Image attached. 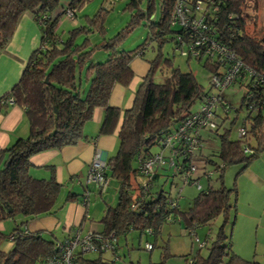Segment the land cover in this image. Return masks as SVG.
I'll use <instances>...</instances> for the list:
<instances>
[{
  "label": "trees",
  "instance_id": "obj_1",
  "mask_svg": "<svg viewBox=\"0 0 264 264\" xmlns=\"http://www.w3.org/2000/svg\"><path fill=\"white\" fill-rule=\"evenodd\" d=\"M82 1L70 0L65 9L77 8ZM243 1L215 0V5L218 6L217 20L212 24L217 39L231 47L233 53L255 72L254 75L242 72L236 79L244 86L237 109L244 106L247 110L240 125L245 129V134L230 139L229 127L218 132L231 107L226 102L223 91L219 92L227 107H217L211 114L209 124L201 127L196 135L198 145L193 154H181L177 158L181 170L195 157L200 159L201 173H194L195 176L191 178L203 177L207 184L197 189L198 193L187 209L180 210L177 202H174V206H169L168 200L177 198L171 192L162 191L161 186L154 190L155 178L159 175L157 170L163 169L164 165L156 168L148 178V186H141L135 180L138 165L156 152L151 150L152 147L162 149L161 141L164 137L175 131L180 121L193 112V103L196 100L200 102L209 92L204 91L197 83L191 71L171 68L162 82H156L152 67L148 68L133 93L132 104L122 113L117 130V151L106 158L105 174L117 181V198L115 206L105 208L100 220L102 229L97 232L107 235L114 233L116 237L136 230L139 235L150 233L156 236L163 223L178 221L190 235H195L197 227L210 225L215 218L222 215L223 220L216 234L205 237L204 244L199 246L188 264H260L253 259L240 257L230 249L231 244L225 242V226L229 221L230 211L233 210V216L236 211V193L235 188L225 187L221 176L223 170L226 165L235 162H243V168H246L250 161L264 152V40H256L245 33ZM57 3L58 0H0V49L11 37L21 13L29 11L34 18L43 14L46 16L43 25H39V46L30 53L18 80L0 97L12 96L13 103L22 106L28 120L27 135L16 138L10 145L0 149V221L13 219L15 214L22 217L19 223L14 221L13 228L7 235L11 247L3 249L0 246V264H34L37 261L46 264L48 257L57 255L55 243L61 238L53 234L46 238L41 230H28L25 223L40 214H52L55 211L54 204L62 184L54 176L33 177L29 173L30 157L44 150L60 149L76 143L82 137L83 123L91 117L95 106L104 108L98 132L112 133L120 113L118 107H111L109 103L112 86L116 83H129L134 75L130 61L134 55L142 54L141 51L146 45L144 42L136 49H119L117 44L121 34L105 38L97 45H91L86 35L81 44H76L75 39L79 34L91 30L86 25L74 27L69 32V38L64 41L55 31L59 16L64 10L54 16L51 14ZM154 4V0H148L145 19L148 38L160 46L167 41L170 34L169 39L173 41L176 34L181 32V27L170 25L169 22L174 0H159L160 15L157 20L150 19L153 12L149 9ZM229 12L235 14V21H228L226 15ZM93 17V21L99 22V12ZM101 26L99 22L95 29L101 31ZM128 30L126 28L123 32ZM95 47H101L106 52L107 56L101 62L89 61ZM165 60L170 65L169 59ZM204 64L209 66L212 74L217 72V61L204 59ZM82 69L85 70L84 76L88 85L84 95L79 96V70ZM251 103L252 107L249 106ZM214 117L221 118V122L215 124ZM231 122H234V118ZM202 130L206 131L205 138L201 134ZM215 138L218 140L217 146H212L211 140ZM205 146L209 149L208 153L203 152ZM244 147L249 152H243ZM180 171L172 170L170 178L181 175ZM215 171L218 173L216 186L210 182V176ZM88 191V184H83L81 194ZM76 194L67 192L65 201L76 199ZM86 204L87 200L83 205ZM5 236L0 230V244ZM202 247L207 248L206 255L200 254ZM152 248L153 244L150 249ZM83 253L79 250L74 253L73 264H104L100 256L89 260L82 256Z\"/></svg>",
  "mask_w": 264,
  "mask_h": 264
},
{
  "label": "rangeland",
  "instance_id": "obj_2",
  "mask_svg": "<svg viewBox=\"0 0 264 264\" xmlns=\"http://www.w3.org/2000/svg\"><path fill=\"white\" fill-rule=\"evenodd\" d=\"M69 1L58 0L51 14L54 16L63 11ZM158 2L159 0H154V6H150L149 10L153 12L150 19L157 20L159 18L160 10ZM74 10L75 15L73 18L66 17L65 12L59 16L55 31L60 39L67 40L70 36V30L72 31L74 27L79 25H86L91 30L89 32L83 31L82 34H79L75 39L76 44H81L86 35L91 45H97L103 39L111 38L117 34H121L120 42L117 44L119 49H136L145 42L146 45L143 51H141L142 54L134 55L130 61L135 74L141 72L147 73L148 68L152 67L154 81L162 82L169 75L171 68H179L181 71H191L195 76L194 79L203 87L204 91L216 93L215 88L210 85L212 72L209 66H205L204 59L196 60L195 58H188L186 55H183L179 49L175 48L173 41L169 39L171 34L168 35L167 41L162 42L160 46L156 44V41H151L148 38V25L145 19L148 13V0H135V2L133 0H83ZM98 12L100 16L99 22L102 25L101 31L95 29L97 28L96 24L99 25L98 20L96 22L93 21V16ZM140 13L143 15H140ZM242 13L245 23V33L255 37L256 40H264V0H244L242 3ZM126 28H129L128 32H123ZM106 56V52L101 47H95L89 57V61L101 62ZM165 59H169L170 65L166 64ZM79 72H81L79 96H83L88 85V80L85 79L84 69L79 70ZM243 90L244 86L238 80L223 89L225 100L231 107L228 109V113H226L227 118L223 122H221L222 119L219 117L213 118L215 124L222 123L218 132H221L224 127L230 128V139L238 137V129L242 125L245 113H247L244 106L237 109ZM198 107L199 100H196L191 109L195 111ZM233 118L234 122L232 123ZM116 126L112 133H110L116 134L114 142L116 150L110 152L113 155L117 151L119 142L117 131H115ZM205 132V130L201 132L204 138L206 137ZM211 143L212 146H217L218 140L215 138L211 140ZM151 150L157 151L158 147L154 146ZM203 150L204 153H208L207 151H209L207 146ZM193 162L197 168L195 173H201L202 162L200 159L195 157ZM262 165H264V152L259 153L257 157L249 162L246 168H243V162L226 165L221 175L225 187L235 188L236 193L235 217L232 213L233 210L230 211L229 221L225 226L227 234L225 242L230 243V249L240 257L247 260L253 259L260 264H264V178L251 175V168L256 169L255 171L257 172ZM172 170L173 168L167 165H164L163 169H158L159 175L155 178L154 190L161 186L162 191L171 192L177 198L179 209L185 210L191 203L190 201L197 195V189L205 186L207 181L201 177L198 179V184L195 182L188 184L183 182L182 178H180L181 175H176L172 179L170 178ZM217 174L215 171L210 176V182L214 186L218 183L216 180ZM84 181L85 177L82 178L83 184H85ZM88 187L87 204L83 205L81 198L77 201L78 205L83 207L86 215L83 218L81 230L83 234L89 228H94L95 231L101 229L102 224L100 220L104 215L105 208L115 206L117 198V181H114L111 177H109L105 191L101 193L98 192V188L93 187L89 183ZM64 197V195L62 197L59 195L54 205H60L63 199L65 200ZM66 208H63V210ZM63 210H61L60 214H63ZM18 216L21 215L15 214L13 219L7 218L1 221L3 222L1 230L6 235L0 244L3 249L11 247V241L7 239V235L13 228L14 221H18ZM222 220L223 217L220 215L210 225L197 227L195 235H190L183 227V224L178 221L163 223L160 227V232L156 236L150 233L139 235L138 231L131 230L115 237L112 241L115 246L113 252L110 250H105L101 253L97 250L87 251L82 256L89 260L97 259L100 256L104 264H111V262L112 264H188L189 260L197 252L199 242H202L205 237H213ZM54 232L58 237L61 236L59 225L54 228ZM43 235L46 238L52 237L48 232H44ZM146 242L153 244V248L150 250L146 249L144 246ZM206 249V247H202L199 250L200 254L206 255ZM34 264H43V262L37 261Z\"/></svg>",
  "mask_w": 264,
  "mask_h": 264
},
{
  "label": "built area",
  "instance_id": "obj_3",
  "mask_svg": "<svg viewBox=\"0 0 264 264\" xmlns=\"http://www.w3.org/2000/svg\"><path fill=\"white\" fill-rule=\"evenodd\" d=\"M217 5L215 0H174L173 11L169 17L170 25L181 27V32L176 34L173 39L175 48L179 49L183 55L196 60L209 59L212 62L217 61L218 70L211 75L210 85L215 88L216 93L205 95L199 102V107L195 111L186 115L180 121L176 130L168 133L161 141L162 149L152 153L149 157L140 161L138 165V173L136 182L141 186H148L150 176L156 168L167 165L171 166L174 171H180L177 158L181 154H193L198 145L197 134L201 127L209 124V119L213 111L217 107H227L225 100L222 99L221 93L223 89L236 81L237 77L245 72L247 75H254L255 72L235 54L233 49L224 42L219 41L216 37L215 27L212 22L217 20ZM76 8L68 7L64 9L65 16L73 18ZM235 14L229 12L226 16L228 21H235ZM39 25H43L46 16L43 14L35 18ZM256 79L259 80L257 75ZM0 103H13V97L7 96L0 99ZM253 106V103L249 105ZM245 129L239 127L238 135H244ZM243 152H249L244 147ZM89 168L85 176L86 184H94L99 191L103 192L109 178L105 174L106 156L100 149H95L91 156ZM196 165L190 160L187 166L180 172L181 178L185 183L195 182L194 179ZM211 173H208L210 176ZM200 188V187H199ZM88 192L84 193L83 204L86 203ZM177 199H169L168 205L174 206ZM133 207L132 204H130ZM170 219V217H168ZM82 228L75 226L69 232L56 241L55 247L58 249L57 255L47 258L46 264H73L74 253L76 251H105L114 250V233L103 234L97 231H87L85 234L81 232ZM147 231H150L147 229ZM198 242L199 240L195 238ZM203 241L199 242V246L203 245ZM145 248L150 249L151 244L145 243Z\"/></svg>",
  "mask_w": 264,
  "mask_h": 264
},
{
  "label": "crops",
  "instance_id": "obj_4",
  "mask_svg": "<svg viewBox=\"0 0 264 264\" xmlns=\"http://www.w3.org/2000/svg\"><path fill=\"white\" fill-rule=\"evenodd\" d=\"M40 38V26L33 14L29 11L21 13L11 37L0 49V97L9 91L18 80L30 53L39 46ZM132 70L134 75L129 83L127 85L114 84L109 94L111 107H118L120 111L115 131L119 129L124 109L132 104L133 93L136 91L139 80L146 74L145 72L135 74L134 69ZM103 116V107H93L91 117L82 125V137L76 143L65 145L60 149L44 150L30 157L29 173L33 177L49 178L54 176L62 184L58 196L62 197L67 192H75L77 197L70 201L63 199L60 205H54L55 211L52 214H40L29 219L25 223L28 230H41L43 233L48 232L57 238H62L73 227L78 225L82 228L83 218L86 215L83 207L79 206L77 201L80 198L83 199L82 196H84L81 194L83 193L82 178L86 176L91 156L95 149L103 150L106 158L112 150L113 152L116 150V144H114L116 134L98 132ZM27 133L28 120L22 106L16 103H0V149L10 145L18 137H25ZM251 169V175L264 178V165L257 172L256 169ZM65 207L67 208L63 210ZM61 210H63V214H60ZM18 217L17 222L19 223L22 217ZM57 225L61 229L60 237L54 232ZM2 228L3 222L0 221V230ZM89 229L95 230L94 228ZM96 231H100V229Z\"/></svg>",
  "mask_w": 264,
  "mask_h": 264
}]
</instances>
